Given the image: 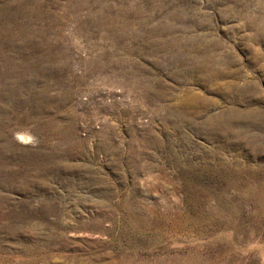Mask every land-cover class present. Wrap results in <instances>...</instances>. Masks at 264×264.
I'll list each match as a JSON object with an SVG mask.
<instances>
[{
	"label": "rangeland",
	"instance_id": "obj_1",
	"mask_svg": "<svg viewBox=\"0 0 264 264\" xmlns=\"http://www.w3.org/2000/svg\"><path fill=\"white\" fill-rule=\"evenodd\" d=\"M0 264H264V0H0Z\"/></svg>",
	"mask_w": 264,
	"mask_h": 264
}]
</instances>
